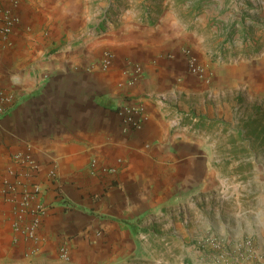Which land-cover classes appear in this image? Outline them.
<instances>
[{
  "label": "crops",
  "instance_id": "obj_1",
  "mask_svg": "<svg viewBox=\"0 0 264 264\" xmlns=\"http://www.w3.org/2000/svg\"><path fill=\"white\" fill-rule=\"evenodd\" d=\"M0 6H11L19 20L0 47V264L145 257L150 244L167 241L165 229L175 233L170 219L197 211L194 197L212 188L207 94L257 95L264 90V54L208 64L211 12L197 16L189 0ZM186 49L205 66L204 79L189 73ZM106 54L112 61L103 69ZM128 106L143 111L132 132L123 130ZM21 153L31 155L36 170L15 162ZM36 185L46 213L32 243L13 222ZM259 240L263 251L253 264H264ZM62 244L68 262L59 258Z\"/></svg>",
  "mask_w": 264,
  "mask_h": 264
},
{
  "label": "rangeland",
  "instance_id": "obj_2",
  "mask_svg": "<svg viewBox=\"0 0 264 264\" xmlns=\"http://www.w3.org/2000/svg\"><path fill=\"white\" fill-rule=\"evenodd\" d=\"M189 1L197 16L211 12L207 29L214 28V47L208 51V64L264 54V0H223L214 10L219 0ZM207 95L210 192L194 197L197 211L173 216L175 233L172 226L165 229L167 241L150 244L145 257L107 264H223L214 256L225 252L224 260H231L232 248L246 241L252 242L256 254L242 264L259 262V239L264 237V90L250 96L223 98L213 90ZM175 234L178 238L170 240Z\"/></svg>",
  "mask_w": 264,
  "mask_h": 264
},
{
  "label": "built area",
  "instance_id": "obj_3",
  "mask_svg": "<svg viewBox=\"0 0 264 264\" xmlns=\"http://www.w3.org/2000/svg\"><path fill=\"white\" fill-rule=\"evenodd\" d=\"M18 19L13 14V8L0 6V47H4L8 43V39L12 34L15 26L18 24ZM184 54L187 58V69L190 74L194 75L197 78L204 79L206 75V68L202 65L196 56L191 53L190 50L186 49ZM112 61V56L110 54H106L102 67L103 69H107L110 66ZM5 101H10L11 97L4 98ZM142 108L128 106L125 107L121 111L123 130L124 132H132L136 129H139L142 121L143 114ZM16 163H20V165H25L28 170H36L37 166L32 159L31 155L28 153H21L16 155L14 158ZM50 177H55V171L51 170L49 172ZM41 194V190L38 185H36L31 192V194H24L21 198L18 207L16 208V217L13 222L14 230L21 235L25 240L30 241L32 243H37L38 239V229L41 224V219L44 217L46 213V207L43 202L38 197ZM32 200H36L34 204H32ZM28 218L27 220H25ZM210 244H214L213 240L208 241ZM215 246V244L213 245ZM220 249V246L218 247ZM233 258L231 260H224V254L221 257L214 256L215 262H220L222 259L223 264H242L246 259L253 258L256 252L253 249V245L251 241H246L239 245H236L232 248ZM34 251H30V255L33 254ZM59 258L65 262L70 260V252L67 244H62L58 250ZM200 264V263H197Z\"/></svg>",
  "mask_w": 264,
  "mask_h": 264
}]
</instances>
